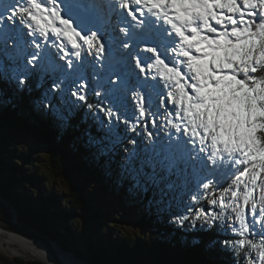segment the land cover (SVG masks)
Masks as SVG:
<instances>
[{
	"label": "snow or ice",
	"instance_id": "1",
	"mask_svg": "<svg viewBox=\"0 0 264 264\" xmlns=\"http://www.w3.org/2000/svg\"><path fill=\"white\" fill-rule=\"evenodd\" d=\"M33 77V110L117 187L264 264V0H9L0 95Z\"/></svg>",
	"mask_w": 264,
	"mask_h": 264
},
{
	"label": "trees",
	"instance_id": "2",
	"mask_svg": "<svg viewBox=\"0 0 264 264\" xmlns=\"http://www.w3.org/2000/svg\"><path fill=\"white\" fill-rule=\"evenodd\" d=\"M30 83L31 95L22 93L11 103L6 102L12 96L10 90L7 96L0 95V130L6 127L16 134L31 135L46 147L51 155L50 169L66 189L59 192L45 186L47 179L40 168L27 166L32 156L18 154L17 148L8 144L9 134L0 135V218L10 219L11 208L17 210L20 223L63 243L90 264H230L227 251L209 246L214 230L197 231L187 225L181 229L157 221L154 227L161 230V236L149 238L121 229L129 225L127 218L99 204L102 193L93 183L102 168L97 165L95 170L90 158L89 162L83 160L87 153L74 149L71 138L60 139L52 124L33 110L31 101L40 92L35 90V77ZM44 86H48L47 81ZM101 100L88 89V102L94 110ZM80 114H85L84 109ZM0 261L14 264L2 254ZM17 263L41 264L20 258Z\"/></svg>",
	"mask_w": 264,
	"mask_h": 264
},
{
	"label": "rangeland",
	"instance_id": "3",
	"mask_svg": "<svg viewBox=\"0 0 264 264\" xmlns=\"http://www.w3.org/2000/svg\"><path fill=\"white\" fill-rule=\"evenodd\" d=\"M8 2L9 0H2V2H0V10H2ZM8 134L9 146L16 147L18 154H23L25 155V157L32 156V160H30V163L27 166L32 170L40 168V171L47 179V184L45 186L55 187L57 191L64 192V190L66 189L64 183L62 182V180L57 179L50 169V151L31 135L24 133L16 134L12 131H9L6 127H1L0 135ZM82 158L86 162H89V158ZM93 164L94 169L96 170L95 166H97V164L94 161ZM97 179L98 180L93 184L102 193V196H100L99 199V204H102L103 206L106 205L108 209L111 210L115 215H121L124 218H127V221L129 222L128 226L124 225L123 227H120L121 229L129 231L133 235H144L149 238H159L161 236V230L156 229L154 226L156 225L157 221L162 222V224L165 222L169 223L168 217L165 214L157 212L154 208L146 207V199L142 200L138 196L127 193L123 188L117 187L114 179L107 176L104 173L103 169H101L100 173H98ZM15 191L19 192V189L15 188ZM1 233L4 232L1 231ZM64 248L67 251L73 252L75 255H77L74 251L68 249L67 247L64 246ZM6 255L7 254H5V256ZM77 260L82 261L84 264H90L86 259L80 256ZM36 263H40V261ZM0 264L5 263L0 261Z\"/></svg>",
	"mask_w": 264,
	"mask_h": 264
},
{
	"label": "water",
	"instance_id": "4",
	"mask_svg": "<svg viewBox=\"0 0 264 264\" xmlns=\"http://www.w3.org/2000/svg\"><path fill=\"white\" fill-rule=\"evenodd\" d=\"M0 203H2L1 197H0ZM0 229L7 231L9 233L15 234V235L22 236L28 239L29 241L42 246L46 250V252L49 253V258L47 256L46 260L26 259L21 256L12 257L9 255H6L7 257L11 258L14 261V264H18L17 258H21L27 262H39L40 261L41 264H66L65 260L63 259L59 251H62L63 254H65L67 257H70L72 259L77 260L79 258V256L75 255L73 252L67 251L60 242L54 240L51 237L43 236L39 234L38 232L20 223L19 213L17 210L13 208H11V218L10 219L0 218ZM0 253L4 254L2 252ZM47 259L50 260V262H48Z\"/></svg>",
	"mask_w": 264,
	"mask_h": 264
},
{
	"label": "bare ground",
	"instance_id": "5",
	"mask_svg": "<svg viewBox=\"0 0 264 264\" xmlns=\"http://www.w3.org/2000/svg\"><path fill=\"white\" fill-rule=\"evenodd\" d=\"M1 231L4 233H1ZM0 251L4 252L7 255L21 256L27 259L46 260L47 256L49 258V253L46 252V250L42 246L33 243L22 236L5 232L4 230L1 229H0ZM59 252L62 255L63 259L65 260L66 264H84L82 261L67 257L62 253V251ZM47 261L50 262V260L48 259Z\"/></svg>",
	"mask_w": 264,
	"mask_h": 264
}]
</instances>
